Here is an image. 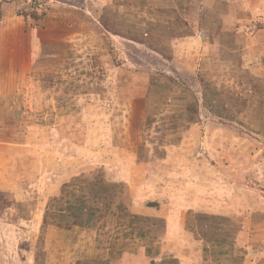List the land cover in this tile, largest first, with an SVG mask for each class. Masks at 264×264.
<instances>
[{"label":"rangeland","instance_id":"1","mask_svg":"<svg viewBox=\"0 0 264 264\" xmlns=\"http://www.w3.org/2000/svg\"><path fill=\"white\" fill-rule=\"evenodd\" d=\"M0 264H264V0H0Z\"/></svg>","mask_w":264,"mask_h":264}]
</instances>
